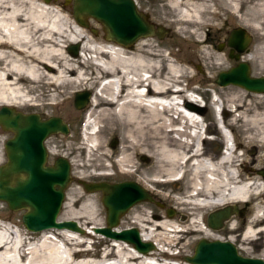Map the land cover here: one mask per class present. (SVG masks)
Listing matches in <instances>:
<instances>
[{"label":"bare ground","instance_id":"bare-ground-1","mask_svg":"<svg viewBox=\"0 0 264 264\" xmlns=\"http://www.w3.org/2000/svg\"><path fill=\"white\" fill-rule=\"evenodd\" d=\"M148 12L156 22H151L152 26L158 23L169 38L162 42L159 39L165 38V32L161 37L151 34L125 45L92 35L49 1L0 0V106H44V93L46 104L65 106L76 91L86 90V102L75 107L80 109L78 115L83 119L76 140L69 146L66 133L60 132L57 146L60 155L71 154L70 163L78 177L120 174L135 178L148 191L149 185L184 184L187 191L183 197L162 192L158 195L173 200L192 219L179 228L177 222L170 220L172 217L156 219L144 211V206L138 209L133 204L121 222L123 218L126 223L132 218L139 238L153 242L154 247L142 253L131 243L109 238L111 242L108 241L99 260L79 259L88 250L75 248L83 242L77 231L47 227L30 236L32 231L0 221V264H192L184 255V261L162 262L155 254L163 251L166 239L178 240L176 234L180 232L199 231L203 238L233 243L235 236L226 239L212 233L232 217L230 214L215 228L202 225L197 215L202 209L241 200L251 201L253 212L250 222L237 235L240 244L246 247L257 233H264V218L257 213L264 206L257 173H241L234 161L238 155L232 152L216 159L204 150L199 140L200 129L188 130L198 126L197 114L202 116L194 104L196 100L170 87L180 80L186 84H208L212 74L227 62L223 50H214V43L227 42L234 27L245 32L248 29L255 36L253 47L242 50L240 57L250 61L255 71H263L264 0H160ZM72 42L77 44L75 53L68 50ZM189 44L197 49L191 50L187 60L175 55L174 46L184 48ZM196 62L203 66L205 75H197ZM103 77L107 78L102 81ZM214 92L222 104L232 106L221 108L223 124H229L225 120L227 114L237 111L234 122H241L248 141L264 142V113L256 112L260 103L254 104L250 94L242 95L234 88ZM177 120L185 121L187 130L176 131L182 139L172 135L178 130L173 127ZM112 139H116L114 145H110ZM76 151H80L82 158L77 157ZM140 156L148 161L142 162ZM74 220L85 227L82 234L102 236L92 230L95 224L86 226ZM110 254H114L113 259ZM257 257L264 262V241Z\"/></svg>","mask_w":264,"mask_h":264},{"label":"water","instance_id":"water-1","mask_svg":"<svg viewBox=\"0 0 264 264\" xmlns=\"http://www.w3.org/2000/svg\"><path fill=\"white\" fill-rule=\"evenodd\" d=\"M62 4L70 6L71 16L77 24L89 27L95 34L96 28L89 25V20L93 19L100 24L103 37L125 45H130L145 35L161 37L166 30L158 24L153 27L146 14L136 8L134 0H62ZM249 39L250 36L243 28H232L227 39L230 46L228 56L237 58ZM76 49V44H69L68 50L71 53H75ZM233 49L235 52H232ZM215 82L219 85L236 84L246 90L264 92V74L250 75L247 62L242 60L227 69L219 70ZM86 100V90L75 92V107L83 106ZM0 126L11 132L3 143L5 158L0 163V200L9 209H24L21 221L31 231L56 227L82 233L84 227L74 219H56L64 190L71 179L69 161L62 155H57L51 162H47L44 144V139L49 134L57 131L65 133L66 123L59 116L40 118L36 112H22L12 106L1 105ZM258 172L264 174L263 170ZM78 182L85 191L100 190L105 224L91 227L94 232L131 243L138 252L144 253L154 247L153 242L139 238L134 226L113 229L119 216L135 202L148 200L161 205L141 185L128 179L114 182L78 179ZM165 211L167 216L173 213L169 207ZM232 212H239V209L235 205L216 209L207 214L206 223L213 228L218 227ZM184 259L192 264H264L259 257L239 254L228 240L203 237L197 239L192 253L185 255Z\"/></svg>","mask_w":264,"mask_h":264},{"label":"rangeland","instance_id":"rangeland-1","mask_svg":"<svg viewBox=\"0 0 264 264\" xmlns=\"http://www.w3.org/2000/svg\"><path fill=\"white\" fill-rule=\"evenodd\" d=\"M134 2H135L136 8L146 14V18L148 19L149 22L156 23L155 20L152 18L151 14L148 12V9L159 5L160 0H138V3L134 0ZM49 3H53L54 5H57L61 9L62 12H64L65 14H67L68 16L72 18L71 13H70V6L63 5L62 0H49ZM89 25L95 27L97 30V32L93 34L90 31L89 27H86L87 30L92 35L103 37V32L98 22H96L93 19H90ZM246 32L250 36V39L244 49L245 51L243 50L244 52H246L249 48L253 47V45L256 42L255 41L256 39L253 33L248 29H246ZM164 36L165 38L164 37L161 39L157 37L156 38L164 42L166 41L167 38H169L170 35L166 31L164 33ZM227 39H228V36H227ZM74 43L75 42H72L70 44H74ZM218 45L220 46V48H217ZM182 47L183 46H179L178 48L174 46L173 50L177 57H179L180 59H186V60L188 59L189 55H191L192 53L191 50L194 48L197 49V46H195L194 44L185 45L184 48ZM229 48L230 46H228L227 42L223 43V42L217 41L214 43V50L216 51L223 50L225 53L224 57L226 58L227 62L222 69H226L230 67L231 65L235 64L237 61L243 60L241 59L240 55L244 52L242 53L240 52L237 58H233V57L228 56ZM164 52L166 53V51ZM170 58L172 59V57ZM244 61L247 62L249 66L250 75L264 74L263 72L264 70L255 71L253 68V64L250 61L248 60H244ZM194 69L199 77L202 76L203 73L204 75L206 74L200 62L195 63ZM218 71L212 74L213 76L211 77L210 82L208 84L207 83L200 84L197 81L192 82L193 84L192 86L196 92L194 93V95L197 96V92H198L202 96L203 100L205 101L204 104H201V101H196L195 104H199L198 113L202 114L203 118L205 119V123H207V128L209 129V132L212 133L211 138H207L206 140H201V144L203 146V149L206 150L209 154L214 155L216 159L222 155L223 153L222 151H223L225 144H224V139L222 138L223 137L222 132L216 127V125L210 126V124L214 123L215 121V117H214L215 110L214 108H212L211 102H210L212 100L211 97H212V92L214 93V90L221 89V91L225 92V91H229V89L231 88H234V89H237V91H239L240 94L248 93L250 94L251 96L250 98L252 99L254 104L260 103L259 104L260 108H258L256 112L264 113V95L256 94L253 91L246 90L242 87L240 89V86L235 85V84H230V83L224 84V85L217 84L215 82V77ZM194 95L192 98L193 99L197 98ZM46 97L47 96L44 93L41 98V101L44 102V106L37 105V107H35V106L26 105V106H15V107L18 110L21 109V110H31V112H36V113L38 112V113H41V115L45 117L50 116V115L59 116L66 123L67 131L65 132L66 133L65 136H67V142L69 146H71L77 138L76 134L78 132V126L80 124V120L82 119V118L80 119L78 115L79 113L78 111L80 109L75 108L73 104V97L69 99L68 103L65 106L56 105V104L55 105L46 104L45 103L47 101ZM214 98H215V103L217 104V107L224 108V109H232V106H230L229 104L228 105L222 104V102L218 100L219 98L217 97L216 94H214ZM237 114H238L237 111H232L231 114H227L225 117V120L228 121L229 124L227 125L224 124V126L229 128L232 134L233 140H234V144L237 149V151L236 150L232 151V153L238 155L237 156L238 160H234V161L237 163V166L241 173H253V174L257 173L256 175L259 177L258 182L260 183V187H262L261 188L263 191L262 194L264 196V178H261V177H264V174L262 175L258 172L259 170L264 171V163H263L264 162V142H261L258 140L248 141L249 138L246 137L247 134L246 132L243 131V126L241 125V122H236V123L234 122V118L237 116ZM174 118H176V114ZM178 121L180 120H177V124L173 125V127L179 125L180 122ZM176 131H183V130L175 129L172 132L173 136H178L176 138L182 139L183 136L178 135V132ZM8 135H9L8 132L0 129V162L4 160L3 142L5 140V137ZM61 135L62 133L57 131V132L49 134L44 139V144L48 152L47 162H51L55 156L60 155L59 151L57 150V146L60 143ZM109 142H110V145H114L116 143V139L109 140ZM75 153L77 154V157L82 158L83 155L80 153V151H76ZM63 157H65L69 161L71 179L67 187L64 190V197H63L62 205H61L59 212L56 215V219H60V220L65 219L68 215L71 214L73 218H67V219H76L78 222L83 223L86 226H89L91 224H95V226L104 225L105 224V221H104L105 211L100 201V190L97 189V190L90 191V192L85 191L80 185V183H78V179H83L86 181H97L99 179L100 180L103 179L108 182H113V181H120L124 179L134 180L135 178H131L129 176L120 175V174H116L113 176H105V177H82L80 178L78 177L79 176L78 173L74 171L73 166L70 163V160L72 158L71 154H69L68 156L64 155ZM139 159L142 162L148 161V159L144 161L143 156H140ZM148 189L149 191L147 189L146 190L149 193L151 192L150 194L154 198V200L159 201L161 205H157L154 202H151L148 200H140L138 202H135L134 206H136L138 209L141 205L142 207L144 206V211L147 212L149 216H152V217L155 216L156 219H160V220H164L162 218L163 216L168 217L165 210L167 207H169L173 210V213L170 216L172 218L170 220L177 222L176 225H178L179 228H184L185 225H188V222L192 219V216H189L187 211L184 212L183 210H181V207L177 206L173 200L164 199L162 198V196L160 197L158 195L159 192H162L166 194L170 193L172 196L179 197V198L183 197L184 193L187 191L186 185L184 184L176 185L174 183H168L167 185H155V186L149 185ZM89 202L91 203L90 206L87 205V203ZM225 205H227V203ZM225 205L210 208V209L207 208L205 210L202 209V211L198 213L197 215V217L199 218V221L202 223V225H205L207 227V223L205 221L207 214L216 209L222 208ZM229 205L230 206L235 205L236 208L239 209V212H232L230 214V217L231 216L232 217L231 218L229 217L230 218L229 220L226 219L222 227L214 229V230L211 229L212 231H214L212 233H216L226 239H228L230 236H235V239L233 240V245L237 247L236 250L239 254L245 255V256H252V257L259 256L263 250V241H264L263 232L257 233L255 235L256 239L253 242L247 244L248 246L246 247L240 244V242L238 241V237H237V235L241 234L244 227L250 222L251 215L253 212V209H252L253 203L249 200H241L239 202H235ZM134 206H132L131 208H129L130 207L129 206L127 210L119 216V220L117 224L115 225V227L123 228V227L134 226L131 222L132 221L131 217H130L131 219H128V222H127L128 224L131 223L130 225L126 223L124 218H123V222H121L122 217L126 215ZM23 211L24 209L22 208L15 209V210L9 209L6 203L0 200V221L5 222V223H10L13 225H17L25 229L26 231H31L27 229L21 221V213ZM257 213H259V215L262 218H264V206L259 208ZM230 224L234 226V229L227 228V226H229ZM35 235L36 234L34 231L30 233V236H35ZM176 235H178V240L174 238L173 240L168 242L170 240V238H168L166 239L167 240L166 243L162 245L163 248L164 246H168V247L170 246L171 249L177 248L176 254L169 255V254L164 253L163 251H160L159 254H155V256H157V258L160 261L162 260L163 262V260L165 259H173L175 261H184L183 255L184 256L190 255L193 251L194 243L197 241L198 238L203 237L202 233L199 231L193 232V233L180 232ZM80 238L83 239V242L81 244L75 245V248L81 249V250H86V249L88 250L85 256H81L79 258V259H86V260L87 259L88 260L101 259L103 254L107 250L106 247L108 246V241L111 242L109 237H107L106 239V236L104 235L101 236V235H92L88 233H85V234L81 233ZM206 239L211 240V238H206ZM156 253L158 252L156 251ZM109 256L110 258L113 259L114 254L113 255L110 254Z\"/></svg>","mask_w":264,"mask_h":264},{"label":"flooded vegetation","instance_id":"flooded-vegetation-1","mask_svg":"<svg viewBox=\"0 0 264 264\" xmlns=\"http://www.w3.org/2000/svg\"><path fill=\"white\" fill-rule=\"evenodd\" d=\"M14 107H15V106H14ZM15 109H16V107H15ZM17 110H18V109H17ZM19 110H21V109H19ZM21 111H23V112H31V110H21ZM37 113H38V112H37ZM38 115H39L40 118H46L45 116L41 115V113H38ZM0 129H2L1 126H0ZM2 130H3V129H2ZM4 131H6V132L9 133L8 136L11 135V132H10V131H7V130H4ZM8 136H6L5 139H6ZM1 162H2V161H1ZM1 162H0V163H1ZM205 221H206V220H205Z\"/></svg>","mask_w":264,"mask_h":264}]
</instances>
